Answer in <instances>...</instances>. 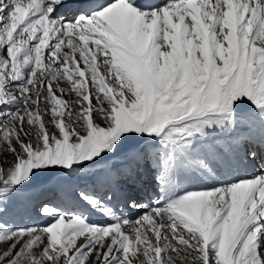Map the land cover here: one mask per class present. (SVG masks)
Returning a JSON list of instances; mask_svg holds the SVG:
<instances>
[{
  "label": "snow or ice",
  "instance_id": "1",
  "mask_svg": "<svg viewBox=\"0 0 264 264\" xmlns=\"http://www.w3.org/2000/svg\"><path fill=\"white\" fill-rule=\"evenodd\" d=\"M0 156V264H264V0H0Z\"/></svg>",
  "mask_w": 264,
  "mask_h": 264
},
{
  "label": "rangeland",
  "instance_id": "2",
  "mask_svg": "<svg viewBox=\"0 0 264 264\" xmlns=\"http://www.w3.org/2000/svg\"><path fill=\"white\" fill-rule=\"evenodd\" d=\"M65 98L67 99V97H65ZM0 159H2V156H0ZM257 164H258V166H257L258 168L257 169H259L262 166L261 162L258 161ZM255 168H256V166H255ZM251 172L252 171L249 170L248 172H245V173H242V174L248 175V173H251ZM49 188H56V181L53 180V181H50V182L38 183L37 185H35L34 188L32 190H30L32 192V194L37 198L33 203L34 204L35 203H39L43 199H48V200H50L53 203L59 204V201H57V202L53 201L55 193L51 194V196H49V197L44 198L45 197L44 195L46 194L45 192H47V190ZM42 196H44V197H42ZM145 202H147V198H145ZM21 212L23 213V208H21ZM126 214L129 215L132 218H135L138 215V213H136L134 211L127 212Z\"/></svg>",
  "mask_w": 264,
  "mask_h": 264
},
{
  "label": "trees",
  "instance_id": "3",
  "mask_svg": "<svg viewBox=\"0 0 264 264\" xmlns=\"http://www.w3.org/2000/svg\"><path fill=\"white\" fill-rule=\"evenodd\" d=\"M56 191H57V189L56 188H49L48 190H47V192H45L46 194L44 195V196H42V197H44V198H46V197H49V196H51V194H54V193H56ZM37 195V194H36ZM54 202H57V200H53Z\"/></svg>",
  "mask_w": 264,
  "mask_h": 264
},
{
  "label": "bare ground",
  "instance_id": "4",
  "mask_svg": "<svg viewBox=\"0 0 264 264\" xmlns=\"http://www.w3.org/2000/svg\"><path fill=\"white\" fill-rule=\"evenodd\" d=\"M156 2V1H155ZM146 3H149V4H151V2L150 1H147ZM161 3H164V0H160V1H158V2H156V3H154V4H161ZM258 170V169H257Z\"/></svg>",
  "mask_w": 264,
  "mask_h": 264
}]
</instances>
